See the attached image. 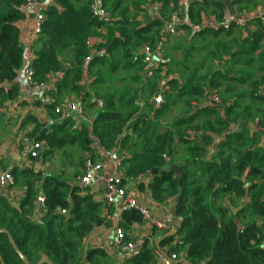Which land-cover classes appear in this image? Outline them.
I'll list each match as a JSON object with an SVG mask.
<instances>
[{
  "label": "trees",
  "instance_id": "1",
  "mask_svg": "<svg viewBox=\"0 0 264 264\" xmlns=\"http://www.w3.org/2000/svg\"><path fill=\"white\" fill-rule=\"evenodd\" d=\"M27 2L0 0V125L11 121L4 113L8 104L26 105L16 81L27 65L18 28ZM178 2L101 0L108 20L94 17L91 0L47 2L31 62L34 79L53 85L49 93L59 103L73 96L91 123L55 122L52 132L42 133L47 119L56 120L55 106L33 95V107L46 117L31 109L21 125L33 122L27 135L46 147L40 162L29 157L32 165L25 169L1 158L0 168H11L15 186L0 188V231L7 232L0 234V264H24L9 236L31 264L44 255L53 264H116L104 247L87 245L97 229H110L109 206L77 183L87 158L100 150L122 159L119 187L149 194L158 205L173 204L174 217L181 219L175 231L162 234L153 227L150 235L156 245L184 257L174 264H264V0H194L186 13ZM150 5L159 17H148ZM228 10L235 15L230 30H213ZM173 13L191 20L180 27L202 43L186 55H208L183 64L188 77L181 72V78L164 82L160 69L145 83L141 50L162 40ZM103 49L106 54L98 56ZM165 57L162 67L171 55ZM54 73L61 77L53 80ZM161 86L166 103L159 109L154 97ZM209 93L220 95L222 103L206 105ZM174 107L173 119H165ZM233 124L239 132L231 131ZM55 161V170H47ZM38 163L45 169H37ZM39 195L45 204L38 214ZM143 223L139 211L131 210L120 227L129 240ZM149 244L146 239L142 254L123 257L121 264H156Z\"/></svg>",
  "mask_w": 264,
  "mask_h": 264
},
{
  "label": "built area",
  "instance_id": "2",
  "mask_svg": "<svg viewBox=\"0 0 264 264\" xmlns=\"http://www.w3.org/2000/svg\"><path fill=\"white\" fill-rule=\"evenodd\" d=\"M91 12L94 17L99 20H108L109 13L102 9L101 0H91ZM194 0H179L178 6L179 9L186 13ZM47 2L45 0H28L25 11L29 9H34L35 11V28L33 34L40 35L42 29V23L45 20V10ZM256 13H251L250 17L254 16ZM264 18V15L262 16ZM235 15L231 13V10H228L223 17V21L219 27L212 26L213 30H230L231 23L233 22ZM181 25H192L191 20L186 17H180L178 14L172 16L165 25L163 31L162 40L155 45H146L143 50V64L144 69V81L149 83L154 79L156 71L162 69V63L164 62L165 47L179 33ZM239 26L246 27V23L240 22ZM195 29L199 30V26H195ZM94 39L92 43H96ZM98 56H104L106 51L100 50L97 51ZM89 58H87V61ZM25 89L32 93L33 95H38L39 99L44 105H53L55 106L54 113L56 115V120L47 119L46 127L44 130L46 132H52L51 126L55 122H65L70 121L74 124L75 127H78L82 124L83 121H89L85 109L78 101L64 100L63 102H57L50 93V86L45 83H38L34 79V70L31 67V62H29L25 69L23 70ZM53 80L59 79L61 73H54L51 75ZM166 87L161 86L160 90L154 97V104L157 108L161 109L165 105V93ZM22 99V98H21ZM221 99L218 94L210 93V96L207 98L206 105L210 106H219L221 104ZM45 118L46 116H41ZM43 130V131H44ZM231 131L239 132L240 126L232 125ZM24 134L20 138V144L22 148L19 150V159L22 158V161H19L16 165L19 168L25 169L32 165L29 157L34 150H38V161L40 162L39 155L45 149L46 145L42 141L36 140V138L30 137ZM216 145L220 142V139L217 138L215 141ZM100 154L105 155L112 163L114 171L110 177H107L105 173V166L102 162H97L93 157H88L85 162V169L83 175L77 179L78 186L81 187L83 191H89L91 193H97L101 189H104V201L109 206L110 213L109 219L111 221V227L115 235V246L118 252L122 257L134 258L139 257L146 244V239H149L151 247L155 246V257L156 264H174L179 261H183L184 257L177 254L176 252H171L168 250V247H162L155 244L154 238L151 237L150 231L153 227L159 229L160 233L171 234L175 231V228L180 223L181 219L173 217L170 219H159V217H154V212L149 207L142 206L139 203L137 198V191L135 189H130L127 187H119V183L123 179V162L119 154L114 151L100 150ZM27 160V162H26ZM11 166V167H12ZM45 169L41 166V163L37 164V169ZM11 168L1 169L0 168V188L8 190L15 186V178L10 172ZM94 189H96L94 191ZM139 194V193H138ZM150 197V195L148 194ZM151 198V197H150ZM45 204V197L39 195L38 199L35 202L37 213L43 211ZM136 210L142 215L144 224L151 225L149 232L145 238H140L137 234L132 233L129 240L126 239V234L120 227L122 216L124 213ZM62 214L67 215L69 211H61ZM155 220V222H154ZM136 228V227H135Z\"/></svg>",
  "mask_w": 264,
  "mask_h": 264
},
{
  "label": "crops",
  "instance_id": "3",
  "mask_svg": "<svg viewBox=\"0 0 264 264\" xmlns=\"http://www.w3.org/2000/svg\"><path fill=\"white\" fill-rule=\"evenodd\" d=\"M45 1L48 2L49 0H45ZM261 13H262V15H264V11ZM175 14L176 13H173L169 17L171 18ZM159 16L160 15L158 14V10L155 8V6L150 5L148 17L149 18H155V17H159ZM18 28L20 31V40H21V43L23 45L25 62H27V64H28L29 62H32V60L35 58L34 45L39 38V35L37 36V35L33 34V31L35 28V11H34V9H29L26 11V17L24 18V20H22L18 23ZM250 28L253 29V27H250ZM184 33H186V32L184 30L180 29L179 33L177 34V37L183 36ZM162 34H163V31H162ZM174 38L171 39L168 44H171L175 40ZM199 45H202V43L199 40H195V39L192 40V36L189 38L190 50L196 48L195 46H199ZM172 53H173V51L172 52L169 51L171 58L173 55ZM207 55H208V53L205 51H200V50L197 51L196 50L195 52L191 53V55H189V56L186 55V58L185 59L183 58L182 62H180V61L179 62H173L172 64L175 66L181 65V66H179L180 68H178V69L174 68V73L177 74L178 76L166 77L167 75H165V73L167 72V69L169 68V66L165 62L166 65H164L162 67L163 71L161 73V76H163L162 81L165 82L166 80H168L170 78H172V79L178 78V77L181 78V75H180L181 72L186 77H188L189 71L188 70H182V69H184L183 64L189 60L190 65H192L194 62L200 61L203 57H205ZM65 57H66V61L69 60L67 57V54H65ZM224 59H225V61H228L229 57H224ZM167 62H169V59L167 60ZM208 64H210V63H208ZM176 71H179V72H176ZM16 83H18L23 88L21 101H24L26 103V105L21 106L18 103L8 104V106L4 110V113L8 114V118L11 119V121L8 124H4V125L2 124V129L3 130L4 129L11 130V133H14V134L11 135L6 140H5V138L3 139L4 143H2L0 145V161H1L2 157L8 159V161H9L8 165L9 166L10 165H16L20 161L19 160L20 138L24 134L29 133L34 129L33 122L27 123V124H25V126L21 125V122H22V120H24L25 115H27V113L32 109L35 112L37 111L39 114L46 116L43 112H41V110L39 108L35 109L33 107V102H34V100L32 99L33 94L25 89L23 72L19 73V77L17 78ZM52 87H53V85L50 86V88H52ZM209 96H210V93L208 94V97ZM63 100L75 101V98L73 96H71L68 99L66 98ZM32 115H33V113H32ZM12 126H15V128L12 129ZM6 130H5V132H6ZM94 159L97 162H102L104 164L105 173H106L107 177H110L113 174V171H114L113 165H112L111 161L105 155H102L99 152L96 154ZM4 163L7 164V162H4ZM95 190L96 189H94V191ZM14 194H16V193H14ZM14 194H13V197H14ZM17 195L19 196L20 193H17ZM95 196L99 200H104V189H101L99 192H97ZM137 198L139 200V203L142 206L149 207V208H151V210H153L154 217L158 216L159 219H170V218L174 217V214H173V207L174 206H173V204L169 203V204H165V205H158L148 196V194H145V193H139V194L137 193ZM154 222H155V220H154ZM150 227H151V225L143 223L142 225L136 226L133 233L137 234V236L140 238H145L149 232ZM93 235H94V237L89 241V243H91L93 246L104 247L106 249V251L113 257V259H115L116 264H121L123 257L120 255V253L116 249L115 235H114V231H113L112 227L110 226V229H97Z\"/></svg>",
  "mask_w": 264,
  "mask_h": 264
},
{
  "label": "rangeland",
  "instance_id": "4",
  "mask_svg": "<svg viewBox=\"0 0 264 264\" xmlns=\"http://www.w3.org/2000/svg\"><path fill=\"white\" fill-rule=\"evenodd\" d=\"M189 38H190V33L189 32H186L183 34V36H179V37H175L174 41L171 43V44H168L166 47H165V54H166V59H168V56L170 55L169 54V51L172 52L173 51V55H172V58L169 60V62H167L169 68L167 69V72L165 73V75H167L166 77H171V76H178L177 74L174 73V68L175 69H178L180 68L179 66H175L173 65L172 63L173 62H182L183 61V58L185 59L186 58V52L187 50L190 49V46H189ZM168 49V50H167ZM168 51V52H167ZM164 54V56H165ZM182 68V67H181ZM183 70V69H182ZM176 72H179V71H176ZM170 110V108L167 110V112ZM178 111V108L177 107H174V108H171V110L168 112L167 116L165 119H168V120H172L173 118H171L173 115H175ZM178 116V114L176 115ZM91 123V119H89V121H83L82 124H85V125H88ZM235 125V124H233ZM15 126H12V129H14ZM6 129H2V125H0V145L3 142V139L5 138V140L7 138H9L11 136V134H14V133H11V130H6ZM20 161H22V158L19 159ZM27 162V160H26ZM56 165H57V161H55L53 163V165L49 168H47V170H50V171H53L55 170L56 168ZM41 170H43L41 168ZM237 201V207L239 208H242V201L239 202L238 200H235ZM236 212H238V208L235 209ZM91 244V243H90ZM92 245V244H91Z\"/></svg>",
  "mask_w": 264,
  "mask_h": 264
},
{
  "label": "water",
  "instance_id": "5",
  "mask_svg": "<svg viewBox=\"0 0 264 264\" xmlns=\"http://www.w3.org/2000/svg\"><path fill=\"white\" fill-rule=\"evenodd\" d=\"M246 29V28H245ZM144 54V50H141V55ZM141 77L144 78V73H141ZM198 108H196L197 110ZM46 130H44L42 133H45ZM215 148H216V143L213 142V144L209 147V155H208V160H210L215 152ZM31 157H33L36 161H38V150H34L32 153H31ZM173 171H176L177 173L179 174H182V171L179 167L177 166H172L171 168ZM236 212V211H235ZM71 214V210L68 212L67 216H69ZM1 233H5L7 234V232L5 230H1L0 231V234ZM94 237V235H91L89 237V239L87 240V245L89 244V241ZM9 240H10V243L11 245L13 246L15 252L19 255V257L21 258V260L23 261L24 264H31L27 258L20 252V250L17 248L16 244L14 243L13 239L11 238V236H9ZM1 258V256H0ZM38 264H53L50 259L47 257V256H43L41 258V260L38 262Z\"/></svg>",
  "mask_w": 264,
  "mask_h": 264
}]
</instances>
